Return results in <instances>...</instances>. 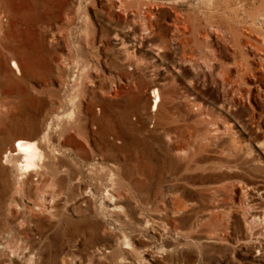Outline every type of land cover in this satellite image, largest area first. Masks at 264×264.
I'll return each instance as SVG.
<instances>
[{
	"label": "rangeland",
	"instance_id": "rangeland-1",
	"mask_svg": "<svg viewBox=\"0 0 264 264\" xmlns=\"http://www.w3.org/2000/svg\"><path fill=\"white\" fill-rule=\"evenodd\" d=\"M123 1L0 0V264H264V0Z\"/></svg>",
	"mask_w": 264,
	"mask_h": 264
},
{
	"label": "bare ground",
	"instance_id": "bare-ground-1",
	"mask_svg": "<svg viewBox=\"0 0 264 264\" xmlns=\"http://www.w3.org/2000/svg\"><path fill=\"white\" fill-rule=\"evenodd\" d=\"M113 4L116 6V9L119 10L121 8V6H124V1L123 0H114ZM146 4H147V2H146ZM156 7H157L156 4L153 6L150 3L146 6V9L143 11V13H144L143 18H144L145 21H150L151 20V17L154 15L153 14L154 12H153V10L151 8H156ZM1 16L2 15L0 14V17ZM176 23L177 22H175L174 24H176ZM247 42L250 43V46H251L250 47V51L252 52V54L257 56L258 58L261 57L262 63L260 62V64H262V66L264 68V51L257 52L258 48L256 47V45H254V49L252 48V45L256 44V43L251 42V41H247ZM12 64L14 66H17V62H15V61ZM254 69L257 70V68L255 66H254ZM152 92H153L152 93V109H155L157 107V103H158V100H159V92L157 91V89H154ZM56 119H58V120L60 119L59 114L56 115ZM66 119H68L67 121H69L67 124L72 126V124L74 122H72V120H69L70 118H66ZM63 127H65V126H63ZM12 147L16 151H19L20 153H22L24 155V164L22 166L23 169H26L29 172L30 170L38 168V166L35 163V158H36V156H37V154L39 152V149H38V147H37L35 142L24 140L23 138H17L16 140L13 141ZM256 147L258 149H260V150L262 149L261 148L262 147L261 144H256ZM11 152L12 151L10 150V148L7 149V151H6V153H8V154L11 153ZM44 169H45V167H44ZM241 176H242L241 178L246 180V182L248 181V179L244 178L243 175H241ZM225 178H230V177L229 176L228 177L227 176H219V175L216 176V180L217 181H219L220 179H225ZM252 186H253V188H256L257 190H259L260 193H262L263 196H264V185L263 184H259V186L257 184L256 185H252ZM222 187H225V186H215L214 189L216 190V192H219L220 195H221L222 192H220V190H222ZM224 197L225 196H223L222 198H224ZM207 205H208V209L205 206H202L203 209L204 210L207 209L209 211L210 219H212L213 223L216 224L217 229L225 231L227 223H223L221 221V218H222L223 213H225L227 211V209H228L227 199L224 198V199H221L220 201L215 200V201L209 202ZM176 209H181V207L178 206V207H176ZM251 216H252L251 218H258V212L255 213L254 215L252 214ZM170 224L173 226V223H170Z\"/></svg>",
	"mask_w": 264,
	"mask_h": 264
}]
</instances>
